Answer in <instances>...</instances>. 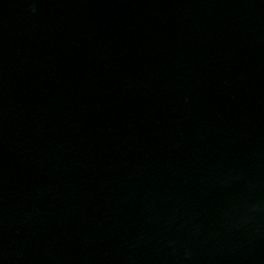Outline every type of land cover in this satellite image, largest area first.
I'll use <instances>...</instances> for the list:
<instances>
[{
    "label": "water",
    "instance_id": "1",
    "mask_svg": "<svg viewBox=\"0 0 264 264\" xmlns=\"http://www.w3.org/2000/svg\"><path fill=\"white\" fill-rule=\"evenodd\" d=\"M0 264H264V0H0Z\"/></svg>",
    "mask_w": 264,
    "mask_h": 264
}]
</instances>
